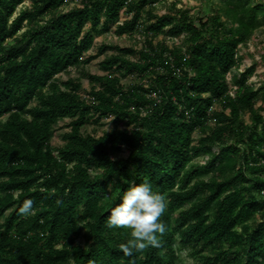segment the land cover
I'll list each match as a JSON object with an SVG mask.
<instances>
[{
  "label": "trees",
  "instance_id": "16d2710c",
  "mask_svg": "<svg viewBox=\"0 0 264 264\" xmlns=\"http://www.w3.org/2000/svg\"><path fill=\"white\" fill-rule=\"evenodd\" d=\"M28 1L0 0V264H178L183 249L195 264H264V82H250L255 64L241 69L238 54L264 37V0H221L198 18L178 0L164 14L165 0ZM111 25L142 46L89 53ZM108 50L104 74L85 70ZM72 68L79 78L59 79ZM109 117L100 136L83 132ZM145 180L167 194V231L125 256L130 232L107 216ZM24 199L36 209L26 218Z\"/></svg>",
  "mask_w": 264,
  "mask_h": 264
},
{
  "label": "rangeland",
  "instance_id": "374dc122",
  "mask_svg": "<svg viewBox=\"0 0 264 264\" xmlns=\"http://www.w3.org/2000/svg\"><path fill=\"white\" fill-rule=\"evenodd\" d=\"M173 0H165L156 5V11L158 14H164L170 11V3ZM221 0H211L212 6L208 5L206 0H178L177 7L186 8L190 11V14L194 18L201 17L207 13H210L211 10L217 9L220 6ZM207 3V4H206ZM29 1L23 4V6H29ZM73 5H79L78 0H72L69 7ZM21 8V7H20ZM129 15H121V20L128 18ZM111 31L95 37L94 46L89 51V53L93 54L96 51V48L100 44H109V45H118L120 47H128L131 46L135 49H139L143 43V37L138 34H134L133 36L123 35L121 37L115 35L113 30L115 29V25L110 26ZM158 40H163L167 43L170 41L162 35H160L154 42ZM264 37L263 32L258 30L255 32L254 36L249 40L247 45L239 47V56L241 62V69L246 68L251 64H255V72L250 78V82L254 84L255 87H258L261 83L264 82V45H263ZM112 53L111 50L106 51L103 55L93 59L88 65H86L85 70L91 74H104V72L99 67V62L106 56ZM131 58H136L133 55ZM59 79L64 81L68 77L79 78L80 77V69L72 68L68 72L58 75ZM81 88L79 89V93L81 96L86 97L90 90V83L87 78H80ZM134 81L132 77H123L121 83L124 86L131 84ZM244 120L246 123H250L249 115L246 113L244 115ZM69 119H64L60 121L54 130L53 137L51 139V145L54 147L61 146L63 144L62 135L69 130L67 124ZM112 127L111 117L102 119L99 125L96 124H88L83 128V132L87 134H92L94 136H100L104 131L110 130ZM195 138H198L199 134H194ZM127 152H122L121 156L125 157ZM203 157L196 159V161H202ZM179 262L178 264H195V260L192 256L188 254V249H183L179 253Z\"/></svg>",
  "mask_w": 264,
  "mask_h": 264
},
{
  "label": "clouds",
  "instance_id": "9594fccd",
  "mask_svg": "<svg viewBox=\"0 0 264 264\" xmlns=\"http://www.w3.org/2000/svg\"><path fill=\"white\" fill-rule=\"evenodd\" d=\"M21 194V190H16L13 196L18 198ZM167 207V194L153 192L147 180L141 183L129 182L121 202L111 207L107 216L110 228H124L130 232L127 242L119 245L125 256H132L134 252H142L149 247L160 246V237L167 231V226L161 220ZM35 211L34 201L24 199L18 214L26 218L34 215Z\"/></svg>",
  "mask_w": 264,
  "mask_h": 264
},
{
  "label": "built area",
  "instance_id": "2783aa9c",
  "mask_svg": "<svg viewBox=\"0 0 264 264\" xmlns=\"http://www.w3.org/2000/svg\"><path fill=\"white\" fill-rule=\"evenodd\" d=\"M168 40H169L170 42H171V41L178 42L177 39H174V40H170V39H168ZM239 70H241V69H239ZM226 78H227L228 82H230V81H231V73H228L227 76H226ZM232 88H234V87L232 86ZM230 93H231V95L233 94L232 91H231Z\"/></svg>",
  "mask_w": 264,
  "mask_h": 264
}]
</instances>
